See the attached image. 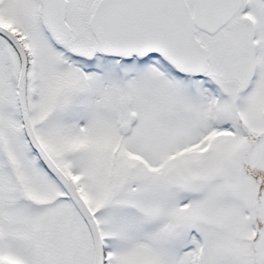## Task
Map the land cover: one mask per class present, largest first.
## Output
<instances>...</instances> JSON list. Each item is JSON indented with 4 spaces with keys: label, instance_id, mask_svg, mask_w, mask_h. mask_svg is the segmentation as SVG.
<instances>
[{
    "label": "snow or ice",
    "instance_id": "obj_1",
    "mask_svg": "<svg viewBox=\"0 0 264 264\" xmlns=\"http://www.w3.org/2000/svg\"><path fill=\"white\" fill-rule=\"evenodd\" d=\"M0 264H264V0H0Z\"/></svg>",
    "mask_w": 264,
    "mask_h": 264
}]
</instances>
